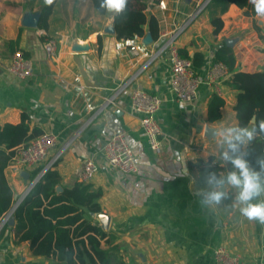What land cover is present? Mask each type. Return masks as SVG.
I'll use <instances>...</instances> for the list:
<instances>
[{
    "label": "crops",
    "instance_id": "obj_1",
    "mask_svg": "<svg viewBox=\"0 0 264 264\" xmlns=\"http://www.w3.org/2000/svg\"><path fill=\"white\" fill-rule=\"evenodd\" d=\"M42 1L0 0V124L25 119L30 131L56 136L47 159L58 154L50 170L59 175L60 191L78 182L84 162L94 160L97 169L87 183L101 191L100 212L92 213L91 221L105 231L102 247L127 264H215L220 246L237 255L240 264L264 262V225L240 214L233 203L236 190L230 189L231 197L214 210L202 207L197 195L207 188L206 171L224 174L231 169L220 159L221 146L212 130L238 125L236 90L226 82L219 94L224 100L220 117L208 120V103L215 93L203 81L206 70L216 61L218 48L233 39L229 47L235 68L264 71V19L251 7L229 3L221 11L220 4L209 1L171 43L189 57L197 52L204 56L202 66L193 67L201 79L196 99L180 101L170 91V45L143 65L205 0H148L145 12L157 21L156 37L145 24L144 36L126 40L106 31L112 23L110 15L96 12L90 0H56L47 28L23 26L24 15L40 13ZM214 17L222 20L217 33L211 23ZM146 36L151 37L148 43ZM48 38L57 43L54 57H48L43 47ZM16 39L14 52L22 51L32 62L33 72L26 78L6 70L13 53L9 41ZM74 44L87 48L74 51ZM126 81L112 102L102 106ZM132 88L161 99L156 113L162 130L159 153L149 147L140 127L141 115L130 107ZM206 128L211 132L208 136ZM115 132H123L133 150L137 170L132 174L111 166L103 155L104 144ZM47 159L20 173L7 164L4 174L13 202ZM101 215L108 217L106 228ZM14 224L11 214L0 234V264H49V258L31 253L29 241L17 240Z\"/></svg>",
    "mask_w": 264,
    "mask_h": 264
},
{
    "label": "trees",
    "instance_id": "obj_2",
    "mask_svg": "<svg viewBox=\"0 0 264 264\" xmlns=\"http://www.w3.org/2000/svg\"><path fill=\"white\" fill-rule=\"evenodd\" d=\"M96 12L106 15L99 9V0H90ZM154 3L160 0H152ZM51 5L42 1L38 26L47 28L48 17L52 11ZM148 0H129L125 14L114 20L115 36L117 39H132L144 36V25L148 24L150 33L156 37L157 21L147 17ZM229 3L239 8L254 7L249 0H210L209 4H220L223 11ZM214 33L222 27L219 17L211 19ZM18 39L10 40V49L14 52ZM180 56L192 61L193 67L199 68L204 63V56L195 53L189 57L185 50L179 51ZM216 61L223 62L231 75L226 81L236 90L234 106L239 126H252L251 120L264 118V71L244 72L235 68V58L232 49L223 44L214 55ZM224 100L213 94L208 103L207 115L209 121L220 117V108ZM37 129L29 130L25 119L17 124H0V219L12 208L13 191L10 188L4 169L7 166L14 148L26 144L31 138L39 135ZM248 159L253 167H257V157L264 155V135H258L248 146ZM59 182L57 172L47 170L42 179L25 195L23 200L12 212L14 231L17 240L29 241L33 255L44 256L51 261L49 264H127L112 251L105 249L101 241L105 231L92 223L91 214L100 212L98 198L99 189H94L90 183L75 182L58 192ZM5 225L1 228L3 233Z\"/></svg>",
    "mask_w": 264,
    "mask_h": 264
},
{
    "label": "built area",
    "instance_id": "obj_3",
    "mask_svg": "<svg viewBox=\"0 0 264 264\" xmlns=\"http://www.w3.org/2000/svg\"><path fill=\"white\" fill-rule=\"evenodd\" d=\"M210 0H205L198 6L196 11L189 16L187 21L177 32L170 35L169 38L157 49L148 55L143 67L148 66L159 54V52L170 45L171 49V72H170V91L176 100L192 101L197 97V88L201 79L193 69L192 61L182 57L176 47L171 46L174 36L186 28L192 19L208 4ZM44 50L48 57H54L57 51L55 39L48 38L43 43ZM133 54L137 53L135 48L130 49ZM6 70L18 78H26L33 72L32 62L25 57L23 52L17 50L12 53L6 64ZM231 73L226 65L221 61H212L206 70L204 82L211 87L215 94L219 95L221 85L230 77ZM114 91V93L104 99L105 106L112 102L114 96L119 90L127 84ZM130 107L134 112L140 113V127L143 129L147 142L151 150L160 152L162 130L156 119V113L160 108L161 99L148 91L140 88H132L130 91ZM56 136L50 132H42L31 138L26 144H21L14 148L13 154L9 159L8 167L13 171L21 172L23 169H29L47 159L49 151L55 146ZM103 155L106 161L113 167L123 173L132 174L136 172V162L133 150L127 142L123 132H115L104 144ZM58 154L47 159L45 165L39 170L36 177L29 183L22 195L14 202L12 208L0 219V229L3 227L8 217L12 214L15 207L23 200L25 195L38 183L47 170L51 168ZM97 166L92 158L84 162L83 169L79 174V182L87 183L90 181ZM13 209V210H12ZM215 264H240L237 255L230 253L226 248L220 246L215 251ZM252 264H264L262 261H255Z\"/></svg>",
    "mask_w": 264,
    "mask_h": 264
},
{
    "label": "clouds",
    "instance_id": "obj_4",
    "mask_svg": "<svg viewBox=\"0 0 264 264\" xmlns=\"http://www.w3.org/2000/svg\"><path fill=\"white\" fill-rule=\"evenodd\" d=\"M51 5L54 0H44ZM129 0H99V9L111 17L122 16L127 12ZM256 15L264 19V0H249ZM112 24V23H111ZM111 24L108 27H111ZM252 126H224L212 130L213 137L218 138L221 146L220 159L223 165H231L224 174L206 171L203 180L207 188L197 192L201 197L202 207L214 210L231 197L230 189L236 190L234 204L239 207L240 214L249 221L264 225V155L257 157L253 167L248 159V146L258 135H264V118L259 121L253 116ZM183 162V158H180ZM188 174L187 168L182 169Z\"/></svg>",
    "mask_w": 264,
    "mask_h": 264
},
{
    "label": "water",
    "instance_id": "obj_5",
    "mask_svg": "<svg viewBox=\"0 0 264 264\" xmlns=\"http://www.w3.org/2000/svg\"><path fill=\"white\" fill-rule=\"evenodd\" d=\"M39 20H40V13L39 12H28L23 17L22 25L25 27H37L39 24ZM106 31L109 33H115L114 22H112L111 27H108L106 29ZM150 41H151V37L146 36L144 39V42L148 43ZM233 41H234L233 39H226L225 43H226V45L231 46L233 44ZM86 48H87V45H80V44H74L72 47V49L74 51H80V50H84ZM210 133H211L210 129L206 128V136L210 135ZM22 174H24V173H22ZM56 190L60 191L61 187L57 186ZM100 221H101L102 226L104 228H106L107 223H108V217L106 215H101ZM8 223L11 224L12 219H10Z\"/></svg>",
    "mask_w": 264,
    "mask_h": 264
}]
</instances>
